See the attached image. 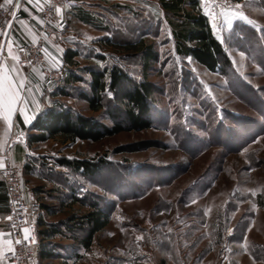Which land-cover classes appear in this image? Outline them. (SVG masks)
Segmentation results:
<instances>
[{
    "label": "rangeland",
    "instance_id": "1",
    "mask_svg": "<svg viewBox=\"0 0 264 264\" xmlns=\"http://www.w3.org/2000/svg\"><path fill=\"white\" fill-rule=\"evenodd\" d=\"M199 1L231 61L225 74L175 54L159 0L94 3L102 28L64 26L62 49L78 52L65 78L84 80L68 81L63 104L108 126L118 116V96L107 93L99 112L78 97L87 66L117 65L152 86L151 128L98 142H48L65 154L45 156L52 167L58 157L103 162L93 175L65 170L77 197L109 214L79 264H264V0ZM139 39L159 55L146 74L138 55L108 43ZM130 86L123 81L118 90Z\"/></svg>",
    "mask_w": 264,
    "mask_h": 264
},
{
    "label": "trees",
    "instance_id": "2",
    "mask_svg": "<svg viewBox=\"0 0 264 264\" xmlns=\"http://www.w3.org/2000/svg\"><path fill=\"white\" fill-rule=\"evenodd\" d=\"M103 1L108 2L109 0ZM159 3L170 27L175 54L182 58L190 57L209 71L225 74L231 67V61L223 44L216 38L209 19L203 13L200 1L159 0ZM75 15L85 24L102 28L101 21L82 9L77 8ZM108 43L116 49L138 55L143 74H146L158 61L157 51L151 43H147L144 39L122 43L108 40ZM77 56V51L65 49L63 53L64 65L68 67L77 64L75 61ZM83 70L89 76L86 82L87 89L81 91L78 97L86 103L89 111H101L104 108V101L108 99L107 93L113 94L114 97L118 96L122 107L119 109L118 116H113L112 125L108 126L92 115L76 112L58 99L51 106L39 112L29 125L27 129L29 144L54 138H60L63 142H75L77 140L98 142L125 130L142 131L152 127V86L146 79L140 82L129 80L123 69L117 65H104L102 68L87 66ZM63 79L57 86L55 93L49 94L50 96H67L64 86L68 85L69 80L74 83L84 80L72 73L64 81ZM123 81L129 82L131 86L119 91L118 88ZM148 146L150 145L147 143H141L139 147L146 148ZM41 163L45 162L42 161ZM102 163L101 159L95 161L58 157L55 160V164L58 166L72 172H79L82 175L95 174ZM25 169L30 171L28 165H25ZM60 180L67 184L62 177ZM68 186L69 188L75 187ZM71 194V202L66 206L70 207L76 203L87 206V211L81 215L69 213L64 222L66 231L69 236L79 240L84 249H88L95 234L109 223V214L97 202H87L83 197L78 198L75 191ZM56 232H60V229L55 225H48L40 230L41 235L45 238L53 236ZM41 255L47 256L48 253L41 251Z\"/></svg>",
    "mask_w": 264,
    "mask_h": 264
},
{
    "label": "crops",
    "instance_id": "3",
    "mask_svg": "<svg viewBox=\"0 0 264 264\" xmlns=\"http://www.w3.org/2000/svg\"><path fill=\"white\" fill-rule=\"evenodd\" d=\"M114 1L118 2L120 0H109L108 2L103 0H80V6L77 8L95 17L96 12L91 9L94 3H109ZM3 2L0 4H3ZM45 2L46 0H20L15 18L9 26L4 48L5 57L0 60V64L5 66V74L13 66L18 68L19 75H16L15 71H13V78L19 80L23 77L25 79V86L19 93L20 99L13 106L14 111L10 117L6 118V109L0 106V169L6 158L18 161L20 163L24 198L28 204L39 203L40 210L28 216V220L35 225L38 236V244L35 248V263L79 264L81 262L79 259L90 248L84 249L79 240L69 236L64 223L69 214L65 212L66 208H68L66 205L71 202V200H67V196H69L67 193L75 191L77 196L79 192L77 186L69 188L67 184L61 182V177L65 179L66 169L57 164L52 167V163L47 161L45 157L65 155L58 149H54L48 142L54 140L62 144L68 142H63L60 138L31 144L27 141V129L35 116L51 106L56 100H60L61 96L54 97L42 93L39 86L40 71L19 67L9 55L10 46L12 55H15L20 45L35 38L40 25L38 11ZM83 3L87 6H83ZM59 10V16L66 26H70L73 21L83 23L76 17L75 10L70 12L62 8H59ZM71 16H74V20L70 19ZM61 46L63 45L49 40L46 51L50 59H56L59 56V59L63 62V53L67 47H63L62 49ZM42 161L45 163H41ZM25 165H28L30 171L25 169ZM34 178L38 179V182L34 181ZM60 196H64L63 199H60ZM7 212L5 187L0 175V264H11L3 258L4 251L9 247ZM48 225L57 226L60 232H56L53 236L45 238L41 235L40 230ZM41 251H46L48 255H41Z\"/></svg>",
    "mask_w": 264,
    "mask_h": 264
},
{
    "label": "built area",
    "instance_id": "4",
    "mask_svg": "<svg viewBox=\"0 0 264 264\" xmlns=\"http://www.w3.org/2000/svg\"><path fill=\"white\" fill-rule=\"evenodd\" d=\"M20 0H14L12 5L0 9V60L5 57V42L11 22L14 20L17 5ZM80 6V0H46L38 11L39 30L33 40L26 41L16 51L18 66L40 71L39 86L44 94L55 93L57 86L65 76V65L59 59H50L46 46L49 40L57 44H65L63 29L65 22L59 16L57 9L73 11ZM7 199V231L11 241L4 251L3 258L11 264H36L35 248L38 236L35 225L28 220L30 214L40 210L39 203L28 204L22 191L20 163L6 158L0 169ZM24 228L29 229V238L26 240ZM22 241L16 243V241Z\"/></svg>",
    "mask_w": 264,
    "mask_h": 264
},
{
    "label": "snow or ice",
    "instance_id": "5",
    "mask_svg": "<svg viewBox=\"0 0 264 264\" xmlns=\"http://www.w3.org/2000/svg\"><path fill=\"white\" fill-rule=\"evenodd\" d=\"M13 4V0H4L3 4H0V9H5L9 5ZM18 6V5H17ZM60 10L57 9V12ZM237 15H243L242 13H237ZM251 23V21H249ZM215 28V23L213 24ZM9 55L12 57L14 61H18V56L12 55L11 46L9 48ZM13 71H15L16 75H19V69L13 66L12 69H9L5 74V66L0 64V106L6 109V118L10 117L12 112L14 111V105L20 99L19 93L22 88L25 86V79L21 77L19 80L13 78ZM23 112V110H22ZM23 232L25 234V239L29 238V229L24 228ZM22 241H16V243H21ZM9 245H11V241H9ZM11 251V246L9 247Z\"/></svg>",
    "mask_w": 264,
    "mask_h": 264
}]
</instances>
